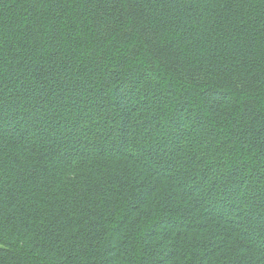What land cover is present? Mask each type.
I'll return each instance as SVG.
<instances>
[{
  "label": "trees",
  "instance_id": "obj_1",
  "mask_svg": "<svg viewBox=\"0 0 264 264\" xmlns=\"http://www.w3.org/2000/svg\"><path fill=\"white\" fill-rule=\"evenodd\" d=\"M0 264H264V0H0Z\"/></svg>",
  "mask_w": 264,
  "mask_h": 264
}]
</instances>
